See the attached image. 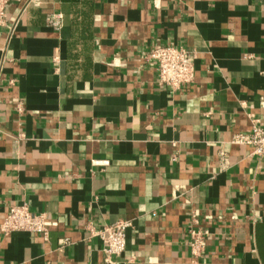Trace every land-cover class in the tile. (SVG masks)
<instances>
[{
  "label": "crops",
  "instance_id": "obj_1",
  "mask_svg": "<svg viewBox=\"0 0 264 264\" xmlns=\"http://www.w3.org/2000/svg\"><path fill=\"white\" fill-rule=\"evenodd\" d=\"M0 25V264H105L96 230L131 220L116 264H264V0H7ZM62 14L61 19L54 14ZM194 53L159 81L157 46ZM205 231L200 254L190 230Z\"/></svg>",
  "mask_w": 264,
  "mask_h": 264
},
{
  "label": "built area",
  "instance_id": "obj_2",
  "mask_svg": "<svg viewBox=\"0 0 264 264\" xmlns=\"http://www.w3.org/2000/svg\"><path fill=\"white\" fill-rule=\"evenodd\" d=\"M7 0H0V25L6 21ZM54 18L61 19L62 14H54ZM150 55L156 60L159 81L171 87H180L191 83L195 78L194 53L182 46L161 45L155 47ZM233 143L250 145L256 154H264V127L254 124L249 132L237 133L233 136ZM46 217L43 213L30 211L26 204H14L9 207L0 225V230L7 234L15 230L39 232L46 235ZM131 220L120 219L101 230H96L104 242L107 254L105 264H116L111 259L113 255L121 254L127 244V230L131 227ZM189 244L194 254H200L205 247V231L201 228L190 230Z\"/></svg>",
  "mask_w": 264,
  "mask_h": 264
}]
</instances>
